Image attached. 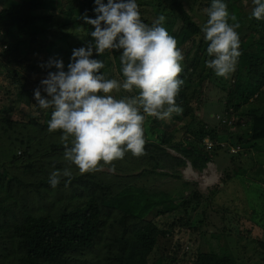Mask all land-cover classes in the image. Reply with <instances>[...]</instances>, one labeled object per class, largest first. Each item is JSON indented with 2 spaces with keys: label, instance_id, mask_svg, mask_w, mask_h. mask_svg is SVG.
<instances>
[{
  "label": "trees",
  "instance_id": "16d2710c",
  "mask_svg": "<svg viewBox=\"0 0 264 264\" xmlns=\"http://www.w3.org/2000/svg\"><path fill=\"white\" fill-rule=\"evenodd\" d=\"M57 1L64 0H5L7 5L0 7V33L4 36L1 44L7 48L3 56L17 51L18 43L14 41L17 35L27 36L31 42H37L35 39L38 35L47 31L44 24L49 18L48 12H51L49 8L52 9ZM193 1H205L206 8L211 2ZM137 3L140 8L142 3L140 0ZM225 3L229 12L235 16V21H242L247 28V33L240 38L241 54L235 67L239 87L232 85L227 90L231 108L242 113L236 122L243 132L246 131L247 139L240 136L232 138V134H229V138L242 147L243 143H250L247 148H251L256 147L260 141L264 142V19L251 18L254 7L252 0H225ZM151 4L156 17H165L163 26L176 39L177 47L184 55L179 74L184 83L175 98L182 111L171 115V121L180 123V128L183 123L184 126L179 130L175 124L169 132L167 125L162 127L158 118L151 119L152 128L147 135L154 139L148 140L144 136V152L141 155L151 160L154 168H158L169 157L175 161L173 167L185 164L187 160L193 170L201 172L212 161L214 153L203 149V140L208 138L221 145L224 144L223 140H227L220 138L215 130L208 129L197 115L198 104L202 101L200 93L203 82L214 76V72L205 65V60L210 57L206 52L207 42L201 32L207 15L205 13L202 24L198 25L179 0H151ZM94 7V0H81L77 6L79 18L64 24L65 27H71L72 31L81 33L86 44L94 38L84 31L90 25L80 17L87 14L95 18ZM174 22H179L176 30ZM56 39L67 41L65 36L60 35ZM119 54V50H105L102 54L93 52V57L108 65L113 78L117 74L122 76ZM10 63L11 59L7 58V62L0 64V67L7 68ZM199 66H202L201 70L206 75L199 76L194 94L189 96L190 85ZM103 69L100 71L104 72ZM135 94L136 90H133L128 96ZM20 95L24 99L27 96V100L34 99V95L25 92L22 87ZM192 102L197 103L195 108ZM44 110L43 121H40L39 116L31 118L34 132L40 137L34 145L29 140H19L14 152H10V146H5L0 140V153L8 159L0 164V264H148L150 253L166 238L168 232L160 230L147 218L173 213L180 207L186 213L185 209L191 205V211H196L200 205L198 193L189 197L171 188L147 195L141 188L126 186L111 192L110 183L95 180V171L80 173L75 165L60 159L64 153V144L59 139L61 133L60 130L51 133L47 131L52 109ZM0 119L11 127V121L5 114H1ZM229 125L235 128V121L229 122ZM176 133L189 135L191 142L183 144V141H176ZM216 147L221 149L220 145ZM169 148L180 154V158L175 159L169 154ZM56 154L59 155L58 159L54 158ZM21 159L26 162L23 169L19 162ZM17 162L20 166H16ZM115 164L114 167L121 168L118 160ZM107 165L112 167L111 163ZM64 168L71 170L70 182L65 184L68 178L62 177L55 188L51 187L48 183L50 173L54 169ZM144 174L168 178L167 172L157 174L156 169L144 171ZM25 178L32 181L27 184L23 181ZM170 178L175 181L179 176L172 174ZM25 190L33 191L35 196H29L27 192L25 195ZM52 196L55 201L51 200ZM34 199L39 201L36 203ZM117 215L119 217L115 219ZM114 219L116 228L110 221ZM100 243L102 245L98 246ZM88 258L89 262L86 261ZM172 258L174 261L175 258ZM160 263L157 259L153 264ZM194 264H236V259L231 252L215 254L213 251H199Z\"/></svg>",
  "mask_w": 264,
  "mask_h": 264
},
{
  "label": "rangeland",
  "instance_id": "374dc122",
  "mask_svg": "<svg viewBox=\"0 0 264 264\" xmlns=\"http://www.w3.org/2000/svg\"><path fill=\"white\" fill-rule=\"evenodd\" d=\"M7 1L14 2V0ZM179 1L184 9L192 15L193 21L201 25L206 13L205 1ZM80 2L81 0L54 2L52 9L49 8L51 12H48L49 18L45 20L44 24L47 31L38 35L35 39L36 43L31 42L27 36H15L14 41L18 43V48L13 54L3 56L7 48L5 49L6 45L1 44L4 36H1L0 33V64L4 65L7 58L11 59L7 68L0 67V115L5 114L11 121L9 128L0 119V140L5 146H10V152H14L19 140H29V143L34 145L40 137L34 132L31 118L39 116L40 121L44 120L45 110L37 107L35 99L27 100V96L25 99L21 98V95L18 96L20 88L22 87L25 92H30L33 95L34 89L39 87L41 95L46 96L47 94L40 86V81L46 78L48 71H55V68L50 69L42 67V65L50 57L58 58L63 60L66 70L72 49L82 46V43L86 44V39L81 33L74 32L75 30L72 31L71 27L64 25L79 18L77 6ZM140 2L142 3L139 8L140 18L144 23L151 25L157 19L151 0H140ZM6 5L5 0H0V7ZM229 22L237 21L230 20ZM238 23L237 31L239 37L243 38L247 33L246 25L242 21H238ZM174 24L176 26L174 30H176L179 22H174ZM92 28L90 25L84 31L88 34ZM59 35L65 36L67 41L56 39ZM104 65V73L108 78H112V70L109 71L108 65ZM201 68L202 66H199V70L194 74L189 96L194 94L193 90L199 76L206 75ZM213 75L203 82L200 93L202 101L200 105L198 104L197 115L208 129L215 130L220 138L227 140L221 139L224 143L221 145L208 138L204 139L202 147L210 143L209 141L215 147L217 145L221 147V149L216 147L213 150L212 161L204 170L201 172L193 170L187 160H185V164L173 167L175 161L169 157L162 161L158 168H154L152 161L143 158L144 155L134 156L127 152L123 158L117 159L121 168L114 167L116 161L114 160L111 162L112 167L101 161L102 166L91 170L96 173L95 180L106 184L110 183L111 192L124 189L126 186L141 188L147 195H150L172 188L182 195L190 197L193 193H198L197 196H200L198 200L200 205L196 211H191V205L185 209L186 213H184L183 207H180L176 212L147 218V221L151 220L160 230L168 232L166 238L150 253L148 264H153L157 259L161 262L160 264H194L199 251H213L215 254L231 252L236 259V264H264V142L260 141L256 147L252 146L251 148H247L250 143L245 142L242 147L233 142L232 138L237 136L247 139L246 131L243 132L242 127L236 122L242 113L240 110L234 111L231 108L230 98L227 96L230 86L239 87V82L235 78L236 70L226 78L218 77L215 73ZM13 77H17L16 80ZM113 78L122 80L123 76L117 74ZM129 93L132 92L114 90L111 94L119 99L120 96H128ZM196 106L197 103L192 102V107ZM149 118L147 116L143 124L144 136L148 140H153L154 137L150 138L147 134H150L149 129L152 128L150 120L154 117ZM158 120L162 127L167 125L169 132L173 130V125L176 124L177 129L181 126L180 123L171 121V116ZM234 121L235 128L229 125V122ZM4 129H6V133ZM47 131L51 133L49 130ZM229 134L234 137L229 138ZM188 136L176 133L175 140L183 141V144L190 143ZM237 146L240 147V150ZM176 147L178 146L176 145ZM33 149L34 147L31 150ZM203 149L207 150L205 147ZM167 151L175 159L180 158V154L173 152L171 148ZM54 158L58 159L59 155L56 154ZM60 159L65 162L64 157ZM7 161L6 155L0 153V164ZM19 162L23 169L26 162H23L22 159ZM16 166H20V164L17 162ZM153 169H156L157 174L167 172L168 178L144 174V171ZM172 174L178 175L179 179L174 181L173 178H170ZM23 181L29 184L32 179L25 178ZM25 192L29 196H35L31 190H25L24 194ZM51 200L55 201V197L52 196ZM196 200L197 198L194 201ZM38 201L39 199H34V202ZM118 217L117 215L115 219ZM115 219L110 221L116 228ZM101 245L102 243L98 246ZM172 257L175 258L174 261ZM96 260L98 259L96 258ZM86 261L89 262L90 259L88 258Z\"/></svg>",
  "mask_w": 264,
  "mask_h": 264
},
{
  "label": "clouds",
  "instance_id": "9594fccd",
  "mask_svg": "<svg viewBox=\"0 0 264 264\" xmlns=\"http://www.w3.org/2000/svg\"><path fill=\"white\" fill-rule=\"evenodd\" d=\"M94 4L95 18L80 17L94 26L88 33L94 39L72 49L66 70L62 59L50 57L42 67L55 71H48L40 81L47 95H41L39 87L33 92L41 109H52L48 130H60L63 157L81 173L102 166L101 161L109 164L123 158L129 151L143 154L145 118L165 119L182 111L175 98L184 83L179 78L184 55L163 26L165 17L158 16L151 25L144 23L137 0H94ZM252 4L251 18L264 19V0H252ZM205 12L201 32L210 57L205 65L216 76L226 78L241 54L239 23L229 22L235 16L225 0H211ZM105 50H119L122 80L100 71L104 61L94 58L93 52ZM121 89L136 90V94L119 99L111 94ZM209 142L203 147L210 153L215 145ZM71 176L69 168L54 169L48 183L55 188L62 177L68 178L67 184Z\"/></svg>",
  "mask_w": 264,
  "mask_h": 264
}]
</instances>
